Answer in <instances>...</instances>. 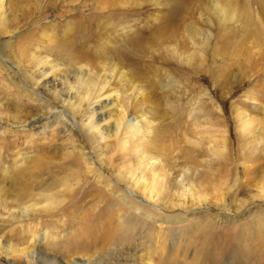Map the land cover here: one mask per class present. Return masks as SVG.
Here are the masks:
<instances>
[{
	"label": "rangeland",
	"instance_id": "374dc122",
	"mask_svg": "<svg viewBox=\"0 0 264 264\" xmlns=\"http://www.w3.org/2000/svg\"><path fill=\"white\" fill-rule=\"evenodd\" d=\"M0 9V264H264V0Z\"/></svg>",
	"mask_w": 264,
	"mask_h": 264
},
{
	"label": "bare ground",
	"instance_id": "6f19581e",
	"mask_svg": "<svg viewBox=\"0 0 264 264\" xmlns=\"http://www.w3.org/2000/svg\"><path fill=\"white\" fill-rule=\"evenodd\" d=\"M1 1V0H0ZM1 10V9H0ZM72 21V20H71ZM2 31V30H1ZM65 34V33H64ZM59 41H60V39H59ZM61 41H62V39H61ZM37 101V100H36ZM244 126H245V124H244ZM131 206V205H130ZM134 206V205H133ZM132 206V207H133ZM138 211V210H137ZM98 230V229H97ZM97 230H96V233H94V232H92L91 230H86V231H84L83 233L85 234V235H82V237H78L77 239H80V241H83V247H77L76 245H73V247L76 249L73 253H75V252H79L80 250H84L85 249V246L87 247V246H90V245H92L93 244V242H99V241H106L105 239L106 238H108L109 236L106 234V231L105 230H103V232H101V233H97ZM108 232V231H107ZM80 233H81V231H80ZM35 236H36V234H35V231L34 232H30V234H29V238H28V240H27V243H26V245L24 246V247H19V245L17 244V245H13L11 242H5V243H3L2 245L4 246L5 244L7 245V247H6V251H5V253H7L8 254V256H17V257H19L20 255H26V256H28L29 257V259H30V261L32 262V260H33V262H34V259H35V257H32L33 256V254L34 255H39V252H37V250L36 249H34V246H33V243H34V240H35ZM89 237V239H87ZM27 239V238H26ZM109 239V238H108ZM76 240V239H75ZM113 240V239H112ZM79 241V242H80ZM37 242V241H36ZM75 242H78L77 240L75 241ZM84 242L86 243V244H84ZM110 242V241H109ZM96 244V243H95ZM1 245V246H2ZM71 245V244H70ZM110 245V244H109ZM36 247V246H35ZM70 248L72 247V246H69ZM69 249V248H68ZM3 250V249H2ZM1 250V251H2ZM70 250V249H69ZM112 250V249H111ZM67 251V250H66ZM262 252L264 253V246L262 247ZM72 253V254H73ZM10 254V255H9ZM62 254V253H61ZM41 255V254H40ZM53 255V254H52ZM52 255H50V254H48V253H46L45 254V257H43V261L45 260V259H47V264L48 263H54V264H75V260L73 259H71V258H69V259H67V260H65V261H62V260H57L56 259V257H53ZM22 257V256H21ZM68 257H70L69 255H68ZM20 258V257H19ZM45 258V259H44ZM36 260V259H35ZM29 261V262H30ZM38 262V261H37ZM41 262V261H40ZM83 262V261H82ZM28 263V262H27ZM35 263V262H34Z\"/></svg>",
	"mask_w": 264,
	"mask_h": 264
}]
</instances>
